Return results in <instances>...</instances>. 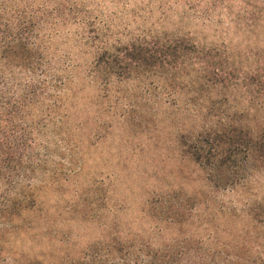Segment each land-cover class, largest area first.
Here are the masks:
<instances>
[{
    "label": "trees",
    "instance_id": "1",
    "mask_svg": "<svg viewBox=\"0 0 264 264\" xmlns=\"http://www.w3.org/2000/svg\"><path fill=\"white\" fill-rule=\"evenodd\" d=\"M75 1L0 0V264L5 263L6 248L32 227L33 217H43L41 191L61 189L74 172L66 165L85 164L78 151L89 124L79 114L84 110L82 101L93 114L89 133L96 135L113 128L116 94L122 93L117 109L124 118L118 120L128 121L130 104L122 97L129 84L146 93L145 100L180 98L188 107L186 112L201 116L203 125L176 135L179 150L204 172L208 192L214 193L212 204H218L221 191H233L245 174L250 177V165L256 160L264 166V118L254 126L243 119L244 113H250L249 104L232 102L231 90L227 91L229 75L240 61H223L210 47L187 36L105 38L96 19ZM241 1L238 11L228 13L234 28L263 27L264 0ZM71 27L72 33H63ZM64 35L67 43L78 47L82 61L60 52L56 38ZM238 74L239 83L245 76L242 70ZM86 87L92 89L87 98ZM219 96L230 102L217 106L213 100ZM257 111H264V105ZM242 213L252 223L241 227V235H246L244 228L254 234L248 237L249 244H233L229 260L221 264H264V233L258 231L264 230V214L254 206ZM175 241L149 249L141 258L135 250L125 253L126 245L121 246L125 240L116 239V264L125 260L130 264L139 257V264H180L181 243ZM215 253L222 255L223 250L214 249ZM209 255L208 262L201 264H215L208 249L193 256V264L198 263L197 257L203 260ZM81 259V264L102 262L96 252Z\"/></svg>",
    "mask_w": 264,
    "mask_h": 264
},
{
    "label": "rangeland",
    "instance_id": "2",
    "mask_svg": "<svg viewBox=\"0 0 264 264\" xmlns=\"http://www.w3.org/2000/svg\"><path fill=\"white\" fill-rule=\"evenodd\" d=\"M73 3H80L89 17L96 19L97 26L104 29L105 38L155 33L187 36L210 47L223 61H240L236 70V64L230 69L234 70L228 79L230 100L249 104L250 113L242 117L253 122V126L264 118V111H257L259 105H264V26L239 31L228 15L232 9L238 11L244 1L78 0ZM73 31L71 27L63 33ZM56 46L74 61H82L78 47L67 43L65 35L56 38ZM238 69L245 76L239 83L241 70ZM84 90L87 98L92 89ZM141 92L133 84L125 88L122 99L130 104V117L125 124L118 120L122 93L116 94L113 128L96 135L89 133L93 114L82 101L80 106L84 110L79 114L89 124L79 139L78 151L85 164L66 165L65 168L72 167L74 172H70L61 189L41 191L38 200L45 211L43 217L34 216L32 227L6 248L4 264H81V257L88 252L101 255V264H116V239L125 240L121 245H126L125 253L135 250L141 258L149 249L171 244L176 239L175 243H181L182 249L177 259L180 264H193L196 261L193 256L203 255L207 249L212 255L214 249H221L222 255L215 253L210 259L221 264L223 259L229 260L233 244H249L248 237L253 231L247 233L244 228L246 235L242 236L240 230L252 222L241 214L253 206L257 213L264 214V166L256 160L250 165L251 176L245 174L233 191H221L220 199H216L218 204H212L214 193L208 192L204 172L181 153L176 140V135L184 131L201 129L202 117L186 112L188 107L180 98L173 101L160 96L145 100L143 97L147 95ZM213 101L217 106L230 102L220 96ZM77 191L81 195H76ZM228 209L239 215L226 213ZM258 231L264 233L263 229ZM108 250L112 255L109 256ZM210 256L203 260L197 257V264L207 263ZM140 257L130 264L141 263ZM127 261L123 264H129Z\"/></svg>",
    "mask_w": 264,
    "mask_h": 264
}]
</instances>
